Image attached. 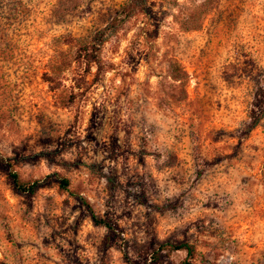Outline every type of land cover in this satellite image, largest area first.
Masks as SVG:
<instances>
[{"label": "rangeland", "instance_id": "1", "mask_svg": "<svg viewBox=\"0 0 264 264\" xmlns=\"http://www.w3.org/2000/svg\"><path fill=\"white\" fill-rule=\"evenodd\" d=\"M126 3L0 0V157L42 181L0 166V262L264 264V0H146L72 62Z\"/></svg>", "mask_w": 264, "mask_h": 264}, {"label": "trees", "instance_id": "2", "mask_svg": "<svg viewBox=\"0 0 264 264\" xmlns=\"http://www.w3.org/2000/svg\"><path fill=\"white\" fill-rule=\"evenodd\" d=\"M146 9V0H127L125 6L121 7L114 13V17L101 29L94 31L90 36L81 40H72L75 43V50L73 52L72 62L82 63L85 67L95 66L96 70L99 71L102 68L103 61L101 58L102 46L110 39L116 36L120 27L124 21L130 19L136 13H142ZM71 40V38H68ZM0 166L6 170V177L12 187V190L19 194L32 195L37 189L41 187V180H34L31 182L19 181L16 173L12 170L11 164L4 158L0 157ZM51 178L60 189H66L68 182L64 178H59L56 174H51L45 177ZM78 201L84 206L91 223L94 226L103 227L107 234L114 236L119 239L117 230L113 227L111 222L105 218L97 217L90 206L80 197H77ZM121 252L125 259V250L122 248ZM181 251L184 252L187 257L192 255L193 249L186 243L173 244V245H161L151 254L150 261L152 264L156 263L158 251ZM0 264H2L0 262ZM182 264H189L184 260Z\"/></svg>", "mask_w": 264, "mask_h": 264}]
</instances>
